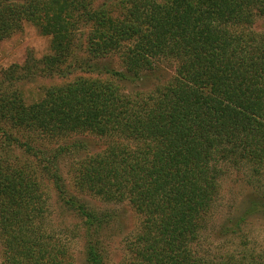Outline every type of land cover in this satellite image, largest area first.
Listing matches in <instances>:
<instances>
[{
	"label": "trees",
	"instance_id": "1",
	"mask_svg": "<svg viewBox=\"0 0 264 264\" xmlns=\"http://www.w3.org/2000/svg\"><path fill=\"white\" fill-rule=\"evenodd\" d=\"M262 16L264 0H0V40L24 21L50 39L47 53L0 75V264H75L77 239L86 264H108L114 214L71 192L60 167L86 136L103 145L69 167L72 187L127 202L141 217L114 264H264L251 249L213 257L196 246L230 168L245 170L253 197L218 233L264 216ZM113 53L122 69L105 61ZM161 62L174 72L148 90L115 82L142 79ZM77 70L107 79L77 74L32 100L17 86ZM59 140L70 142L44 144ZM56 206L72 225L55 223Z\"/></svg>",
	"mask_w": 264,
	"mask_h": 264
},
{
	"label": "rangeland",
	"instance_id": "2",
	"mask_svg": "<svg viewBox=\"0 0 264 264\" xmlns=\"http://www.w3.org/2000/svg\"><path fill=\"white\" fill-rule=\"evenodd\" d=\"M99 2L102 0H98ZM108 4L116 3L117 0H103ZM255 28L264 30V16L258 17L255 20ZM50 39L49 36L40 32L37 25L31 21H24L21 27L11 33L8 37L0 40V75L4 69L10 67L12 64L22 63L27 54L32 55L38 59L49 51ZM106 62L114 69H122L121 60L118 53H113L105 59ZM174 68L172 64L161 62L157 69L146 72L142 79L134 81L115 80L116 83L124 89L129 91L134 89L148 90L158 83L167 80L173 74ZM95 78L99 77L103 80L107 79L105 75L96 76L94 74L84 73L77 70L66 78L35 76L29 79L22 80L17 84L27 98V100L37 99L42 94L43 87L51 84H59L66 80L72 79L75 75ZM108 79H113L108 77ZM86 148H82L79 152L76 150L70 154H65L61 161L60 167L63 178L67 183V187L71 192L76 193L81 198L86 200L94 208L100 210H109L114 214V218L110 227L106 230V259L108 264H114L119 261L124 254V244L127 236H130L140 221V215L127 202H105L97 197H93L87 193H79L70 184L69 167L74 166L76 158H79L86 149L94 151L103 145V141L95 136H86ZM59 140L57 142L49 143L44 141L47 146L52 148L62 143L67 145L69 141ZM58 142L59 145H58ZM61 144V145H62ZM52 145V146H51ZM245 170L237 171L232 168L228 169L221 177L220 181V195L215 205V211L212 219L213 225L203 233L199 239L197 250L207 256H219L226 252H232L239 255L242 250H253L255 253L264 254V216L256 215L248 218L243 222L241 229L233 234L222 235L217 231V224L228 221L235 215H239L249 200L253 197L250 187L244 182ZM51 200H54L56 194L51 188H47ZM55 223H66L72 225L74 219L67 212L61 210L56 206L54 211ZM72 252L74 255L75 264H86L83 243L80 239L74 240L72 245ZM1 254V251H0ZM1 259V258H0Z\"/></svg>",
	"mask_w": 264,
	"mask_h": 264
}]
</instances>
